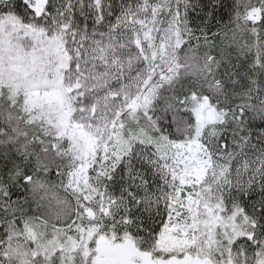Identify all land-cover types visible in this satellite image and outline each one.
Masks as SVG:
<instances>
[{
    "label": "snow or ice",
    "instance_id": "6c2138e0",
    "mask_svg": "<svg viewBox=\"0 0 264 264\" xmlns=\"http://www.w3.org/2000/svg\"><path fill=\"white\" fill-rule=\"evenodd\" d=\"M0 264H264V0H0Z\"/></svg>",
    "mask_w": 264,
    "mask_h": 264
}]
</instances>
